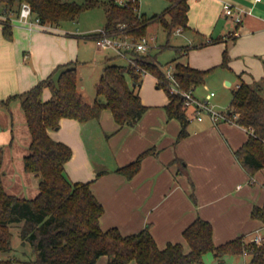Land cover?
<instances>
[{
    "label": "crops",
    "instance_id": "1",
    "mask_svg": "<svg viewBox=\"0 0 264 264\" xmlns=\"http://www.w3.org/2000/svg\"><path fill=\"white\" fill-rule=\"evenodd\" d=\"M166 1L162 12L170 4ZM188 3V25L181 32L188 33L189 42L173 45L177 51L175 59L206 69L220 64L223 51L229 46L230 59L220 73L231 93L227 110L220 111L228 113L240 81L251 82L264 75V0H188ZM225 3L236 11L244 9L240 22L225 13ZM141 10L147 16L158 14L146 13L142 5ZM3 20L0 15V100L30 88L58 64L75 61L80 42L89 36L69 34L60 26L29 29L14 14L9 17L11 35H7ZM156 22L148 26V31ZM186 46L188 50L180 53V48ZM101 73L94 80V88L87 84L83 74H78V90L90 103L96 98ZM231 75L235 86L229 80ZM144 76L139 92L148 108L137 122L120 125L111 109L104 108L99 118L81 122L64 117L59 127L49 130L53 138L72 147V157L65 164L69 178L92 181L91 188L104 206L100 226L103 229L117 226L123 234H129L149 225L159 247L182 242L186 249L189 246L183 231L197 216L212 223L217 244L264 228L263 221L252 216L255 205H264V167L250 173L235 153L251 131L229 119L215 122L204 112L203 119L195 114L189 116V134L179 139L182 124L167 114L168 95L149 92L152 78L156 88L159 87L157 78L152 74L147 83ZM211 92L210 103L215 108L217 102H212L215 91L206 92L203 99ZM50 96L51 90L46 87L43 97ZM17 127L29 133L28 143L20 152L22 169L18 170L6 165L9 149L16 145ZM30 140L19 99L0 102V145L5 148L3 183L8 192L25 197L38 192V177L24 168L23 158ZM147 149L151 152L132 177L116 170ZM100 171L103 172L98 175ZM102 256H106L108 264V256ZM32 258L31 253L16 263L35 264ZM220 260L219 264H247L248 255L227 253L217 258L211 251L204 254V264H218ZM127 264L137 263L132 260Z\"/></svg>",
    "mask_w": 264,
    "mask_h": 264
},
{
    "label": "trees",
    "instance_id": "2",
    "mask_svg": "<svg viewBox=\"0 0 264 264\" xmlns=\"http://www.w3.org/2000/svg\"><path fill=\"white\" fill-rule=\"evenodd\" d=\"M28 1L42 23L59 27L64 20H76L85 8L102 5L105 11V29L114 35L129 36L135 40L148 34V26L158 21L170 36L177 27L185 29L188 22V0H169L164 12L147 16L138 14L130 6L116 0H0V15L17 12L21 3ZM4 21V32L11 35L9 18ZM215 39H211V41ZM230 45V44H229ZM189 46L184 47L185 52ZM229 46L223 51L221 65L227 66ZM138 64L157 78L169 98L165 105L170 118L181 124L178 138L189 134L190 121L185 96L171 90L176 85L183 91L194 88L205 80L211 68H198L183 61L174 65L173 78L158 62L150 50L135 53ZM264 63V59H263ZM77 62L58 64L45 78L30 88L10 95L0 102L19 99L25 113L31 140L24 155V168L38 177V192L33 197L8 192L1 170L5 148L0 145V252L10 251L12 227H18L22 244L31 246L35 264H95L102 255L108 264H204V254L213 252L217 258L225 254H247V264H264V241L255 242L240 235L222 243H215L212 223L197 216L183 231L189 246L182 242H169L159 247L149 225L139 231L123 234L117 226L103 229L100 216L104 206L91 188L92 181H74L66 173L65 164L72 157V147L53 138L49 130L60 126L64 117L81 122L99 118L104 108L111 109L120 125L137 122L147 110L140 95L142 77L132 64L107 63L96 85V98L90 103L78 90ZM131 79V82L128 79ZM51 96L44 99V89ZM228 115L248 128V139L235 153L250 172L264 167V75L251 82L241 80L234 89ZM116 170L132 177L141 167L146 154ZM103 171L98 172L100 175ZM252 216L264 223V205H255ZM21 257H0V264H14Z\"/></svg>",
    "mask_w": 264,
    "mask_h": 264
},
{
    "label": "rangeland",
    "instance_id": "3",
    "mask_svg": "<svg viewBox=\"0 0 264 264\" xmlns=\"http://www.w3.org/2000/svg\"><path fill=\"white\" fill-rule=\"evenodd\" d=\"M84 1V0H79ZM103 1V0H101ZM166 0H143L141 5L148 14H153L157 12L158 14L161 13L164 8L166 7ZM106 15L102 5H96L90 8H85L81 14L79 15L78 19L76 20H64L60 27L63 31H67L75 34H88L89 36H85L86 39L84 42H80V53L78 58L75 59L77 62V72L81 76L82 74L85 76L87 84L94 88V80L97 74L102 72L103 67L107 63H120L125 64L126 59L121 57L120 55L115 54L113 50L110 49H103L96 46L94 39L90 36L93 31L97 29L103 28L105 25ZM155 22V21H154ZM150 31H147L148 34L157 33V39L155 41V45L151 47L150 52L157 57L158 62L163 66V68H167L168 65L172 64L175 65L178 59H175L177 55L176 49L173 45L182 44L186 41L189 42L188 33L185 32H177L174 31L170 36L166 32L163 31L161 24L156 22L150 26ZM68 34V35H69ZM77 41V40H76ZM192 41V40H191ZM184 47L180 48V53L184 52ZM138 53V52H135ZM142 54V53H139ZM187 57V55H186ZM144 68V67H143ZM211 70L206 75L205 80L200 83L196 89V97L198 99L203 100L206 92L208 91H215L216 95L213 98L212 102H217L215 108L218 110H227L230 101V88L225 86L223 83V79L221 77V71L223 70L224 66L221 64L216 63L215 65L210 66ZM140 73L141 76H144V73ZM145 81L148 77H152V74L145 75ZM232 79H229L233 86H235V79L233 75H231ZM129 81L131 82L130 77L128 76ZM148 83V79H147ZM149 85V87H148ZM145 83V88L148 87L149 92L160 93L164 97H167V92L164 86H160L156 88V83L154 78H152L151 84ZM171 87V86H170ZM187 112L189 116L195 114L194 105L190 103L186 105ZM20 123V122H19ZM29 139V133L17 127L16 130V145L15 148L9 149L8 153V160L6 161V165L10 164L13 166L14 169H22V158L20 152L24 151L27 141ZM28 149V147L26 148ZM13 237H12V246L13 248L7 252H0V257L2 258H10V257H18L24 258L31 254V246L29 244H22L21 239L18 233V227L13 226ZM264 235V228L260 229V231H256ZM222 262V260L218 261V264ZM19 264V263H14ZM27 264V263H24ZM95 264H107L106 256L100 257V261Z\"/></svg>",
    "mask_w": 264,
    "mask_h": 264
},
{
    "label": "built area",
    "instance_id": "4",
    "mask_svg": "<svg viewBox=\"0 0 264 264\" xmlns=\"http://www.w3.org/2000/svg\"><path fill=\"white\" fill-rule=\"evenodd\" d=\"M122 6H130L132 9L138 14L142 13L141 10V2L143 0H116ZM263 1V0H256ZM224 11L227 15L232 16L235 21L240 22L242 20L244 9L236 11L233 9L230 3L224 4ZM11 14L15 15L16 20H18L21 25L25 26L29 29H37L44 28L47 26H51L49 24L42 23L40 17L36 15L32 9L31 4L28 1H23L17 12H13ZM10 14V15H11ZM4 19L9 18V15H2ZM183 30L182 27H177L175 31L181 32ZM237 33V32H236ZM90 35L98 48L110 49L115 52V54L120 55L121 57L127 60V63L132 64L136 71L144 73L146 75L148 70L143 68L140 64H138L135 52L138 53H147L151 47L155 45V41L157 39V33L153 34H145L141 36L139 39L135 40L129 36H118L109 33L105 27L97 29L96 31L90 33ZM167 73L173 78L174 65L170 64L166 68ZM171 90L174 92H179L185 96V105H189L192 103L194 105L195 116L198 119H203V113L207 112L213 121H217L220 118L229 119L230 121H234L233 117H230L226 111H220L210 103V97L213 92L208 93L207 96L201 100L194 96L193 91H183L179 89L176 85H171ZM258 231V230H256ZM250 233L247 236V239L255 242L264 241V235L257 232Z\"/></svg>",
    "mask_w": 264,
    "mask_h": 264
}]
</instances>
